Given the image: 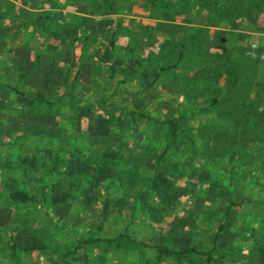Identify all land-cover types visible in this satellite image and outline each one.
I'll use <instances>...</instances> for the list:
<instances>
[{
    "label": "rangeland",
    "instance_id": "rangeland-1",
    "mask_svg": "<svg viewBox=\"0 0 264 264\" xmlns=\"http://www.w3.org/2000/svg\"><path fill=\"white\" fill-rule=\"evenodd\" d=\"M0 264H264V3L0 0Z\"/></svg>",
    "mask_w": 264,
    "mask_h": 264
},
{
    "label": "trees",
    "instance_id": "trees-1",
    "mask_svg": "<svg viewBox=\"0 0 264 264\" xmlns=\"http://www.w3.org/2000/svg\"><path fill=\"white\" fill-rule=\"evenodd\" d=\"M193 0H186L187 4H189V2H192ZM244 2L247 3L248 6L252 7V8H259V9H263V3H264V0H244ZM151 6L153 5V7H156V5H154L152 2L150 3ZM155 10H158V9H155ZM159 12H161V10H159ZM160 16V15H159ZM196 30V29H195ZM198 30V29H197ZM203 31V32H202ZM195 35L197 34H201L203 33V35H206L207 33V30H200L199 29V32H194ZM194 33L191 35V36H188V39L191 43V45H195L196 42L199 41L198 39V36H195ZM195 36V37H194ZM206 39H207V36H206ZM195 46H198V44H196ZM237 67V65H236ZM240 67V66H239ZM238 67V68H239ZM238 68L236 69V73L235 76H234V79H235V83L237 85V90L240 88V85H241V88L243 87V89H245V86H246V81H245V78L243 75L241 74H238ZM248 68H249V71H252L254 72L255 71V67L252 66L251 63L248 64ZM220 69V68H219ZM209 71V70H208ZM235 89V88H234ZM76 171H80L78 168L77 170L76 169H73L69 174L70 176H73ZM159 179V180H158ZM166 179L162 178V177H158L157 178V181H155V185H154V188L157 190L158 194L161 196V198L164 200V202H169L171 200V196L168 192L169 190V185L168 186H165L164 184L165 183ZM164 186V187H163Z\"/></svg>",
    "mask_w": 264,
    "mask_h": 264
}]
</instances>
